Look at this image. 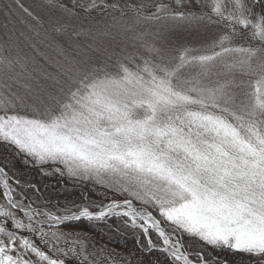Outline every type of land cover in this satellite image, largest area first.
Returning <instances> with one entry per match:
<instances>
[{
    "label": "snow or ice",
    "instance_id": "1",
    "mask_svg": "<svg viewBox=\"0 0 264 264\" xmlns=\"http://www.w3.org/2000/svg\"><path fill=\"white\" fill-rule=\"evenodd\" d=\"M0 264H264V0H0Z\"/></svg>",
    "mask_w": 264,
    "mask_h": 264
},
{
    "label": "trees",
    "instance_id": "2",
    "mask_svg": "<svg viewBox=\"0 0 264 264\" xmlns=\"http://www.w3.org/2000/svg\"><path fill=\"white\" fill-rule=\"evenodd\" d=\"M69 191H73V189L69 188ZM69 199H74V196H69ZM132 247V238L131 236L128 237V243L125 244L123 241H120V246L116 248L117 251L121 252L122 254L124 253L126 248H131Z\"/></svg>",
    "mask_w": 264,
    "mask_h": 264
},
{
    "label": "rangeland",
    "instance_id": "3",
    "mask_svg": "<svg viewBox=\"0 0 264 264\" xmlns=\"http://www.w3.org/2000/svg\"><path fill=\"white\" fill-rule=\"evenodd\" d=\"M24 2L25 3H30L31 2V0H24ZM185 35H187V34H185ZM117 39H120L119 37H117Z\"/></svg>",
    "mask_w": 264,
    "mask_h": 264
}]
</instances>
